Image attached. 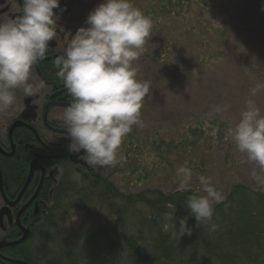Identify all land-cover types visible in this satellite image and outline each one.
<instances>
[{
    "label": "rangeland",
    "instance_id": "rangeland-1",
    "mask_svg": "<svg viewBox=\"0 0 264 264\" xmlns=\"http://www.w3.org/2000/svg\"><path fill=\"white\" fill-rule=\"evenodd\" d=\"M133 3L142 11H154L155 6L158 11L152 36L136 62L138 79L151 81L142 109L143 126H134L125 138L120 148L123 161L94 170L109 176L122 192L174 191L181 166L192 170L190 188L202 195L199 175L212 177L224 197L239 183L258 189L250 176L252 163L226 139V130L239 121L249 98L264 114V90L251 97V89L264 84V0ZM89 13L78 9L72 17L86 27ZM16 95L24 105L28 97L22 90ZM225 104L226 112L213 113ZM17 113H0L3 130ZM213 128L219 129L215 136ZM105 221V215L98 222L94 215L78 214L72 227L64 226L71 235Z\"/></svg>",
    "mask_w": 264,
    "mask_h": 264
},
{
    "label": "clouds",
    "instance_id": "clouds-1",
    "mask_svg": "<svg viewBox=\"0 0 264 264\" xmlns=\"http://www.w3.org/2000/svg\"><path fill=\"white\" fill-rule=\"evenodd\" d=\"M57 9L60 0H22L20 14L0 21V113L12 115L24 110L17 90H22L25 97L42 94L46 84L43 80L32 82L33 68L46 59L50 42L59 38L64 52L53 63L70 97L61 116L71 141L68 151L83 153L80 159L93 169L115 166L125 159L120 151L125 138L134 126H143L142 109L151 81L138 79L136 62L145 52L155 22L133 0H103L88 14L86 27L73 34L60 26L61 17L54 11ZM261 90L264 84H257L251 89V97ZM228 108L227 104L216 106L213 113ZM4 124L0 121V129ZM218 131L213 128L211 135ZM228 138L252 163L250 176L256 187L264 190V114L254 99L246 101L239 121L226 130ZM177 177L176 191L189 190L192 170L181 166ZM81 179L80 172L73 173L75 182ZM197 179L203 195L189 196L183 207L197 224L203 222L215 231L214 208L223 201V193L212 177L199 175ZM169 207L164 227L172 228L181 238L191 236L188 217L178 220L177 207Z\"/></svg>",
    "mask_w": 264,
    "mask_h": 264
},
{
    "label": "trees",
    "instance_id": "trees-1",
    "mask_svg": "<svg viewBox=\"0 0 264 264\" xmlns=\"http://www.w3.org/2000/svg\"><path fill=\"white\" fill-rule=\"evenodd\" d=\"M0 169L7 199L18 197L21 191L6 190L10 171L3 157ZM74 172L81 174L79 183L73 180ZM32 192L26 191L24 201ZM193 194L202 195L194 188L122 192L109 176L84 164L66 171L56 191L40 193L39 212H31L30 239L11 251L27 264H264L262 189L234 185L215 205V231L203 222L197 224L183 207ZM170 205L177 207L178 220L188 217L191 236L181 238L172 228L164 227ZM78 214L94 215L98 222L105 215L108 221L69 235L64 225L72 227Z\"/></svg>",
    "mask_w": 264,
    "mask_h": 264
},
{
    "label": "flooded vegetation",
    "instance_id": "flooded-vegetation-1",
    "mask_svg": "<svg viewBox=\"0 0 264 264\" xmlns=\"http://www.w3.org/2000/svg\"><path fill=\"white\" fill-rule=\"evenodd\" d=\"M102 2L103 0H60V9L54 11L61 17L60 26L75 34L78 28L83 27L78 19L72 17L75 11L79 9L87 14ZM21 7L22 0H0V21L7 19L8 16L20 14ZM156 7H154V11L145 9L143 12H146L145 15L155 20V15L158 12L155 10ZM60 35L63 38V33H60ZM63 52L64 45L62 40L58 38L57 41H51L46 59L33 68L32 82L38 83L43 80L46 84L42 94L38 95L37 100L32 103L36 108V117L24 121V103V110L14 115L11 122V119L9 120L8 128L6 130L0 129V157L4 158L5 164H7L10 171V174L6 177L7 191H24L29 180L28 176L31 173V165L34 162H38V171L34 172L32 180L25 190L33 191L26 201H24L23 196L17 205L10 206L5 203L0 193V199L2 200V207L0 208V264L25 263L24 258L20 259L15 250L11 251L21 244L9 247V243L18 242L24 235L18 222L25 230L31 233L30 227L33 226L31 212L35 210L39 212L38 199L40 193L42 191H56L66 171L77 170L84 165V162L79 157L83 153L72 154L68 151V144L71 141L68 138L66 125L61 120L63 109L70 102V97L64 88L63 82L56 75L58 69H56L53 61L56 56L62 55ZM45 114H47L46 121ZM17 122H22L24 126L12 132V127ZM46 133L52 135L54 139L47 138ZM36 134L39 135L41 141L48 148L39 141ZM65 146L66 148L63 151H58ZM39 188L40 192L35 201L20 215ZM17 198L13 197V199L10 198L8 200L14 203ZM6 208L8 211H4V214L1 215ZM23 219L25 225L22 224ZM28 254L30 256L33 255L30 244Z\"/></svg>",
    "mask_w": 264,
    "mask_h": 264
},
{
    "label": "water",
    "instance_id": "water-1",
    "mask_svg": "<svg viewBox=\"0 0 264 264\" xmlns=\"http://www.w3.org/2000/svg\"><path fill=\"white\" fill-rule=\"evenodd\" d=\"M69 9H70V8H69ZM37 98H38L37 96H35V97H30V98H28V99L24 102V103H25V112H24V114H23V119H24V121L27 120V119H34V118L36 117V115H35L36 108L32 105V103L35 102V101L37 100ZM46 120H47V114H45V121H46ZM22 126H24L22 122H17V123H15V124L13 125V127H12V132L15 131V129H17V128H21ZM12 132H11V133H12ZM36 135H37L39 141H40V142H41L46 148H48V147H47V146L41 141L39 135H38V134H36ZM10 137H12V135H10ZM65 148H66V146H65L63 149L58 150V151L61 152V151H63ZM52 151H53V150H52ZM37 165H38V162H34V163L31 165L32 168H31L30 176H28V177H29L28 183L26 184L24 191H21V193L19 194L18 198L16 199V201H15L14 203H11V202L7 199V197H6V195H5L4 188H3V178H1V177H2V174H1V170H0V193H1V195H2V199L5 201V203H7V205L9 204L10 206H15V205H17V204L21 201V199H22L21 197L24 196V194H25V192H26L25 190H26V188L28 187L30 181L32 180V177H33L34 172L38 171V167H37ZM39 192H40V188H39L38 191L35 193L34 197L31 199V201L29 202V204H28V205H27V206L21 211L20 215L22 214V212H23L24 210H26L27 208H29V206L35 201V199H36L37 196L39 195ZM4 211H8V209H7V208L4 209L1 215L4 214ZM18 223H19V227H20L21 230L23 231L24 235H23V237H22L18 242H15V243H13V244H10V243H9V247H10V246H17V245H20V244H22V243H25V242L28 240L29 236H30V231L25 230V229L22 227V225L20 224V222H18ZM12 263H13V264H26V263H24V262H12Z\"/></svg>",
    "mask_w": 264,
    "mask_h": 264
}]
</instances>
